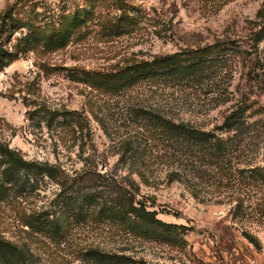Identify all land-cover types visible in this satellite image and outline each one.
<instances>
[{
	"label": "rangeland",
	"instance_id": "1",
	"mask_svg": "<svg viewBox=\"0 0 264 264\" xmlns=\"http://www.w3.org/2000/svg\"><path fill=\"white\" fill-rule=\"evenodd\" d=\"M144 1L148 6L172 9L165 16L172 24L160 36L147 23L131 35L116 38L90 30L65 49L53 53L29 51L2 68L0 141L27 159L60 163L70 174L84 168L83 158L93 153L92 149L102 158L93 162V170L101 173L109 170L122 176L131 174L138 182V171H142L139 167L147 166L150 179L140 183L135 199L156 210L157 218L178 226L177 238L161 242L130 236L85 209L76 215L71 209L60 207V187L46 177L31 184L23 181L12 188H2L0 234L29 243L41 255L40 264H89L74 252L88 245L107 250L126 247L127 253L144 257L152 264H264L262 192L250 197L243 185L231 201L217 192L193 193L186 182H171L160 161L152 158L159 153L154 141L146 145L145 155L136 157L135 162L119 160L124 154L125 139L141 133L148 136L149 131L141 128L146 122L132 113L129 105L139 98L145 100L142 104L158 103L160 111H170L177 119L209 129L222 120L224 113L225 105L218 104L219 89H243L252 108L263 107L260 113L249 110V121L264 120V84L260 78L254 72L244 77L237 62L231 69L215 64L194 80H176L152 89L140 84L125 93L111 95L73 80L70 70L74 66L97 69L122 63L134 55L151 57L217 43L239 42L246 48L250 22L256 19L264 0ZM65 6V0H0V12L13 7L16 14L36 23L43 17L57 18ZM258 54L264 59V40L259 43ZM261 126L258 139L263 142L255 156L258 164L264 166V123ZM140 148H144L143 144ZM239 201L242 208L236 210ZM52 209L62 216L69 231L64 240L26 232L31 229L23 224L25 216Z\"/></svg>",
	"mask_w": 264,
	"mask_h": 264
},
{
	"label": "trees",
	"instance_id": "2",
	"mask_svg": "<svg viewBox=\"0 0 264 264\" xmlns=\"http://www.w3.org/2000/svg\"><path fill=\"white\" fill-rule=\"evenodd\" d=\"M65 3V10L57 18L43 17L39 23L16 14L13 7L0 12V70L29 51L40 49L53 53L65 49L90 30L103 31L116 38L131 35L147 23L160 36L172 24L171 19L165 18L171 8L148 6L144 0H65ZM250 23L246 48L239 42L217 43L151 57L134 55L122 63L118 61L97 69L74 66L70 70L73 80L111 95L125 93L140 84H148V89H152L176 80H194L215 64L231 69L234 62L242 67L244 77L254 72L264 84V59L258 54L259 43L264 40V2ZM228 51H231L229 55ZM217 98L221 102L218 104L225 105L224 113L222 120L209 129L177 119L170 111H160L158 103L142 104L145 102L142 97L129 104L131 112L146 122L145 127L141 126L143 131L149 132L148 136L141 133L139 137L125 139L124 154L119 160L135 162L136 157L145 155L146 145L154 141L159 153L152 158L160 161L171 182H186L193 193L217 192L231 201L245 186L250 197L258 192L264 194V166L258 164L255 156L262 146L263 141L258 137L264 120L249 121L248 114L251 109L260 113L263 107L252 108L243 89L230 91L222 87ZM142 144L144 148H140ZM92 151L83 158L84 168L70 174L60 163L27 159L19 150L0 141V191L23 181L31 184L46 177L60 187L61 208L71 209L76 215L85 209L105 219L107 225L121 228L126 235L174 241L178 226L157 218L156 210L135 199L140 183L149 181L150 169L145 165L139 167L142 171H138V182L131 174L122 176L109 170L101 173L93 170V162L102 158L96 149ZM241 208L239 201L235 209ZM260 212H264L263 207ZM23 224L31 229H25L31 235L40 234L41 238L50 240H64L69 234L62 216L53 209L29 214ZM127 250L126 247L107 250L88 245L74 252L89 264H152ZM40 261L41 255L29 243L0 234V264H40Z\"/></svg>",
	"mask_w": 264,
	"mask_h": 264
}]
</instances>
